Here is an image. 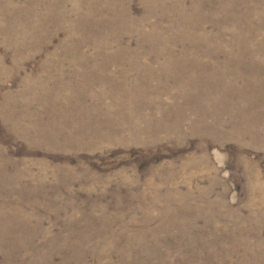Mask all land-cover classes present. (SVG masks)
Instances as JSON below:
<instances>
[{
    "label": "rangeland",
    "instance_id": "1",
    "mask_svg": "<svg viewBox=\"0 0 264 264\" xmlns=\"http://www.w3.org/2000/svg\"><path fill=\"white\" fill-rule=\"evenodd\" d=\"M0 264H264V0H0Z\"/></svg>",
    "mask_w": 264,
    "mask_h": 264
}]
</instances>
